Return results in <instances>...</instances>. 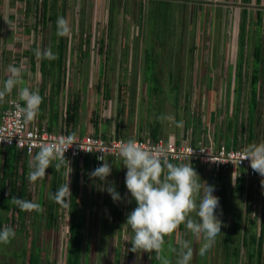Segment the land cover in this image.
<instances>
[{"label":"rangeland","instance_id":"obj_1","mask_svg":"<svg viewBox=\"0 0 264 264\" xmlns=\"http://www.w3.org/2000/svg\"><path fill=\"white\" fill-rule=\"evenodd\" d=\"M57 1L59 7L61 0ZM240 1L243 3V0ZM250 1L244 5L243 15L240 14V6L235 15L228 8L224 11V25L221 31L217 28L221 20L217 18L214 8L211 16L204 19L202 5L192 4L187 9L185 4L188 3L182 5L181 2L175 1H152L143 18L145 23H142L140 31L144 38L140 50L144 52L139 53L141 65L138 63L136 70L143 77V82L125 83L123 81L125 78L119 79L120 84L106 86L73 82L66 88L70 93L63 87L62 97L66 96L67 101L65 109L74 101L76 105L74 122L79 123L81 130L85 128L83 124L91 125L97 120L96 125L100 122L101 130H107L105 133L112 131L116 133L118 128L119 134L131 137L136 133L140 135L148 131L150 129L148 123H153L156 117L159 119V125L168 126L171 123L164 117L176 113L174 117H178L177 122L183 127L190 115L192 121L186 126L187 130L183 135L191 134L194 137L195 130H202V136H214L217 140H224L227 136H233L235 127L238 130L239 121L245 122V127L248 125L246 111L249 109L247 100L253 63L251 48L256 37L262 48L260 60L254 63L258 66L255 83L257 97L254 110L256 132L254 140L257 143L264 141V1L259 3L261 8L256 16L254 9L259 6L255 0ZM190 6L197 7V11L193 9L190 12ZM240 26L243 27L241 32L243 44H240L241 37H238ZM252 30L255 31L251 33L253 37L248 36V39L246 35ZM135 39L137 41V38ZM217 47L220 51H213ZM52 53L56 56L52 59L55 62L60 63L63 60L62 54ZM111 58L112 54L107 53V71H112L113 68ZM82 64L79 68L85 75L79 80H85L88 72L85 62ZM100 65H103L102 62ZM68 68L71 69V67L65 69ZM56 69H52L49 79L51 83L47 85L50 97L53 96L56 87ZM101 86L102 92L108 90L107 95L110 99L98 94ZM237 93L239 105L234 118L232 115ZM174 98L177 99L176 105ZM246 132L247 129L244 130V135ZM30 156L27 154L25 156L29 162L33 157ZM2 160L3 157L0 156V161ZM107 161L112 165V172L107 180L114 183L117 192L124 199L114 202L110 194L102 190L103 182L97 178H90L91 169L87 168L88 176L84 188L83 183L77 185L74 214L71 213V204L65 207L57 202V219L51 223L48 222L47 211L51 195L49 180L53 173L52 168L55 171L54 167L46 169L43 180L38 179L33 183L27 176L24 181L29 199L40 203L43 211H26L22 228L17 226L19 220H13L12 228L16 235L9 244H0V264H19L21 259L19 252L22 250L23 256L26 249L32 247L33 239L38 244L34 245L33 249L38 248L36 251H39V264L45 263L46 260L52 261L53 264H63L69 225L72 230L77 228L81 239L80 264H160L155 253L131 251V243L126 241L125 237L131 239L133 233L125 222L127 214L136 207V203L125 186L127 169L122 165V160L117 162V167H114L111 159ZM65 179V184L69 180L70 187V175L69 177L65 175ZM210 181L209 177L204 182L211 184ZM258 197L251 196L246 202L244 192L238 194L235 191L231 192L230 197V208L234 207V210L231 209L232 214L237 216L236 211L241 213L240 226L242 222L249 225V221L252 220L256 233L260 222L264 225V195L258 194ZM7 205L9 204H0L2 229L8 226L11 217H16L14 213L11 214L12 209L4 208ZM216 215L222 221L220 235L204 255L199 254L200 242L193 241L191 264H246L248 261H250L248 264H254L253 259L246 260L248 250L240 245L241 227L238 233L227 235L229 237L225 241L227 237L224 235L225 226L229 216L226 206L222 211L217 210ZM181 237L191 239L183 225L173 236L165 238L163 254L169 256L172 264H175L176 256L168 251V245H175L176 239ZM234 247L238 249L236 252Z\"/></svg>","mask_w":264,"mask_h":264},{"label":"crops","instance_id":"obj_2","mask_svg":"<svg viewBox=\"0 0 264 264\" xmlns=\"http://www.w3.org/2000/svg\"><path fill=\"white\" fill-rule=\"evenodd\" d=\"M152 1L188 3L185 4L187 9L192 4L202 5L204 19L211 16L212 8H214L217 18L221 20L217 24L220 31L224 25L223 13L227 8L235 15L239 6L241 13L244 5L251 2L250 0H243V3L240 0L237 2H234L236 0H61L57 7V0H0V87L7 78L8 66L23 64L27 71L24 73L23 84L20 87L28 86L31 89H38L39 94L43 97L36 120L57 128L65 122L64 111L67 101L66 96L62 97V94L63 87L66 91L68 84H73V82L117 84L121 83L120 78H125L123 80L125 83L141 84L143 77L136 70L139 59H141L139 53L144 52L140 50V46L144 42L140 31L142 23H145L143 18ZM263 1L255 0L259 7H256L254 11L256 9L259 11L261 8L259 3ZM189 8L190 12L193 9L197 11V7L190 6ZM154 9L156 8H152V10ZM79 10L81 12H78ZM58 17H64L70 21L71 33L68 36H58ZM48 49H51L56 55L62 54L63 60L59 63L42 58V53ZM213 51H220V48L217 47ZM107 53L112 54V71L106 70ZM83 61L88 72L85 80H79L85 75L79 68L80 65H83ZM140 65L141 63H139ZM67 67H71V69H65ZM53 68H57L56 87L53 90V96L50 97L47 85L51 83L49 79ZM99 91L98 94L102 95L108 92L107 89L102 92V86ZM67 93H70L69 89ZM10 95L18 98V89L14 88ZM108 98L110 99V97ZM5 102L0 103V109ZM74 121H76L75 114L74 119L66 123L72 131L107 134L105 133L107 130L103 131L99 127L100 122L96 125L97 120H94L91 125L83 124L84 130H81L79 123ZM185 130H187L186 127ZM201 131L197 130V133ZM182 132L181 124L177 126L171 123L168 126L167 124L159 125L157 135L163 137L172 135L178 141L182 138L188 140L190 135L186 134L182 137ZM136 135L138 134L136 133ZM4 152L0 154L1 157H4ZM1 163L2 161H0V172ZM113 163L114 167H117V162ZM179 163L181 162H175V164ZM88 168L90 167L88 166ZM21 170L18 167L17 173H21ZM195 171L200 177L202 185L210 177L211 184L209 185L214 186L215 189L217 179L215 176H211L204 168ZM25 175H28L27 172ZM87 176L85 174L83 177L85 182ZM97 180L99 179L97 178ZM202 194L203 189L201 190Z\"/></svg>","mask_w":264,"mask_h":264},{"label":"clouds","instance_id":"obj_3","mask_svg":"<svg viewBox=\"0 0 264 264\" xmlns=\"http://www.w3.org/2000/svg\"><path fill=\"white\" fill-rule=\"evenodd\" d=\"M70 33V21L64 17H58V36H68ZM42 58L52 60L56 56L51 49H48L42 53ZM26 71L23 64L8 66L7 78L0 87V103L5 102L6 96L10 95L14 88L18 89V101L22 104L18 102L17 107L24 121L28 123L34 121L39 115L43 97L39 94L38 89H31L28 86L20 87L23 84V76ZM164 118L179 126L173 115ZM74 142L76 141L73 136H68L56 142L41 144L39 151L31 155L33 156L31 162L27 161L30 171L24 177L28 176V180L34 183L38 179L45 178L48 167L53 166L56 171L60 170L64 162L67 161L64 153ZM234 146H245L244 155L238 160V164L242 159H248L251 169L264 177V141L257 143L252 140L251 144L246 145L245 140L242 141L239 136L237 144ZM119 155L122 158V165L127 169L125 173L127 192L136 203V207L127 214L125 222L133 233L131 239L125 237L126 241L131 243V251L155 253L160 264H172L169 256L163 254L165 238L173 236L181 225L190 234L191 239L181 237L176 239L175 245H168V251L176 256L175 264H191L193 241L200 242V255H204L210 250L221 233L222 221L216 215V211L220 207L219 198L215 195L216 186L214 189V186L206 182L202 185L201 179L195 171L202 167H192L189 161L188 163L182 161L179 164L172 163L161 150L141 147L134 139H129L121 144ZM98 159L103 161L100 166L93 169L88 165L91 169L90 178H98L103 182L102 190L107 191L114 202L121 201L124 198L117 192L114 183L107 180L111 175L112 165L100 157ZM67 167L68 170L64 168V182L65 175L68 177L70 175L72 179V171L74 173L77 167L81 174L79 177L82 176L80 179L83 181L82 164L79 166L75 159L71 167L69 162ZM209 174L214 176L215 173L209 172ZM224 175L229 177L231 184L238 176L234 178L226 173ZM261 183L264 185V180ZM7 185L8 183L4 186L5 195L8 192ZM202 189L203 194L201 195ZM51 198L63 206L69 207L72 198L69 180L57 188L51 194ZM10 201L21 211H43L40 203L30 201V199L24 200L17 196H11ZM129 202L131 201L129 200ZM56 214L58 215V212ZM15 235L12 225L5 226L0 229V244H9ZM33 240L34 245H38L36 240ZM21 252L22 250L19 253ZM20 256L21 262L22 255L20 254Z\"/></svg>","mask_w":264,"mask_h":264},{"label":"trees","instance_id":"obj_4","mask_svg":"<svg viewBox=\"0 0 264 264\" xmlns=\"http://www.w3.org/2000/svg\"><path fill=\"white\" fill-rule=\"evenodd\" d=\"M243 11L245 12V9H243L240 14L243 15ZM256 11L257 9L255 10V14L257 15L258 11L257 12ZM240 28L241 29L239 30L238 37L239 38L241 37L239 40L242 43L241 40H244V38H242L243 33H241L243 32V27L240 26ZM254 32L255 31L252 30V32L248 33L246 35L247 38L249 39V37H253L251 33H254ZM253 35H256V34H253ZM261 48L262 47L260 45V42L255 37V41L251 48L252 55H253V61H252L253 63L251 64L252 69L250 73L249 90H248L249 93H248V100H247L248 102L247 105L249 109H247L246 111L248 125L247 127H245L244 126L245 122L239 121L238 130L235 127L234 131L232 132L233 136L230 135L224 139V143L227 145H233V146L236 145L237 139L239 136H240V139H242V141L245 140L246 145H249L252 143V140H254V137L256 136V132L254 131L255 129L254 110H255V102H256V97H257V90H256L255 83L257 82L258 66L255 65L254 63L260 60ZM239 51H241V46H239ZM238 83L240 84V80L238 81ZM239 91L240 90H238V92ZM103 96L106 97L107 93H105ZM175 101H177L176 98H174V105L177 104ZM5 104L2 107H4ZM238 105H239V94L237 93V96L235 98V110H234V114L232 115L234 118H236V110H238L236 108ZM75 107L76 105L74 101H73V104L71 103L68 104L67 108L64 111L65 123L70 122L74 119ZM173 115H176V113L175 114L173 113ZM191 118L192 117L189 115L187 119L185 120L186 124L185 125L183 124L182 137H183L186 125L190 124L192 121ZM175 120L178 121L177 116ZM196 121L199 122L198 120ZM148 127L150 128L148 132L152 136H156L158 132V127H159L158 117L155 118L153 123H148ZM245 129H247V132L244 135ZM121 134H119L118 128H117L116 135H121ZM194 134H195L194 137L191 134H189L190 136L188 140L191 143H194L198 139L201 138L202 131L197 133V130H195ZM3 152H4V157L1 163V175H0V204H4V203L9 204L5 206L4 208L7 209L9 207V209L13 210L11 214L14 213V215L16 216V217H11L12 219L9 220L8 226L12 225V222L15 219V220H19L17 226H19V228H22L23 227L22 225L24 224L26 211H21L16 205L11 203L10 199H11V196H17L24 200H29L28 194L25 190V184H24V180H25L24 176H25L26 170H28L27 160L25 159L26 153H24L23 151H18L12 146L0 147V153H3ZM81 160H82L81 171H83V175L85 176L86 169L88 167V157L86 155H83ZM18 167L22 169L21 173H17ZM64 168H65L64 165L58 171H56L55 168H54L55 171H53V168H52L53 173H52L51 179L49 180L51 184V189H50L51 194L55 192L57 188H59L61 185L65 184ZM80 175H81L80 170L77 167L76 170H74V173L72 175V179L70 182V190L72 193L70 209H71L72 214H74V209L76 206L75 195L77 191V185L78 183H83V188H84L86 184V182L84 181V178H83V181H81L80 178L82 176L79 177ZM214 176L217 178L215 182V186H216L215 195L219 198V204H220V207L217 210L222 211L226 206L227 212L229 213V216L227 218V224L225 226L226 228H225L224 235L226 236L231 235V233L236 234L239 232V229L241 227V235H240L241 244L240 245L243 246L244 249L248 250V256L246 260L253 259L254 264H264V241L262 242V233L264 232V225L262 224V222H260L258 233L255 232V227H254L252 220L249 221V225L243 224L242 222L240 226L241 218L239 217V215H241V213L236 211L235 213L237 216H235L234 214H232V210H234V207L230 208V197H231L232 191L233 192L235 191V193H238V194H241L244 192V198L246 202H248L247 199H249L251 196L256 198V196L258 197V194L264 195V193H258V184L256 182H252V181L245 182L243 177H237L235 182L231 184L229 177L227 175H224V172H217L216 174H214ZM6 183H8L7 195L4 194V186ZM56 204H57V201L52 199L50 195V199L48 202V211H47L48 216H49L48 222L50 223L52 221L54 222L57 217ZM247 207H249V205H247ZM2 220L3 219L0 217V229H2ZM17 226L15 228H17ZM71 228H72L71 225H69V233L67 235V245H66V251H65V257H64L63 264H80L79 257H80L81 239L78 236L79 232L77 228H73V230ZM228 237L229 236L225 238V241ZM31 244H32V247H29L28 249H26V252H25L26 254L22 256V260L20 264H39V251H36L38 248H36L35 250L33 249L34 240H31ZM237 250L235 249L234 252H236ZM249 262L250 261L246 262V264H248ZM44 264H53V262L46 260Z\"/></svg>","mask_w":264,"mask_h":264},{"label":"built area","instance_id":"obj_5","mask_svg":"<svg viewBox=\"0 0 264 264\" xmlns=\"http://www.w3.org/2000/svg\"><path fill=\"white\" fill-rule=\"evenodd\" d=\"M17 96L8 95L6 104L0 109V147L12 146L18 151H23L27 155H32L39 151V146L45 143L56 142L62 138L73 136L74 142L64 153L65 159L71 164L76 159L81 166L83 155L88 157V165L95 169L103 163L98 157L113 162L122 160L119 155V148L123 142L134 139L144 148L161 150L167 159L175 163L182 161L191 163L192 167L201 166L209 172H224L234 178L243 177L245 182H256L258 192L264 193V180L259 173L253 171L248 159L238 160L244 155L245 146H232L217 140L214 136H203L196 142L189 140H176L172 135L152 136L145 131L140 136L116 135L115 132L104 135L85 132L78 133L72 131L66 123H62L57 128L48 126L44 122L36 119L26 123L17 107ZM22 104L21 102H19ZM90 151H85V150ZM67 161L64 162L66 170ZM236 177V178H237Z\"/></svg>","mask_w":264,"mask_h":264}]
</instances>
